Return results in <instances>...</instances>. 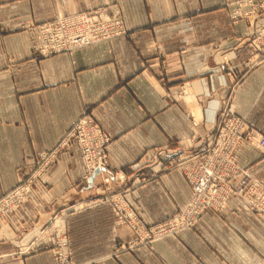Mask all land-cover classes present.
<instances>
[{"label": "crops", "instance_id": "crops-1", "mask_svg": "<svg viewBox=\"0 0 264 264\" xmlns=\"http://www.w3.org/2000/svg\"><path fill=\"white\" fill-rule=\"evenodd\" d=\"M225 1L0 0V197L32 157L52 148L88 109L114 135L112 165L148 177L128 191L146 222H162L183 208L191 186L178 169L167 168L161 149L179 159L205 148L224 100L264 134V60L247 69L252 52L243 43L249 32L263 30L264 20L253 28L233 23ZM99 8L121 11L127 34L47 58L33 55L28 23ZM237 163L246 169L232 179L238 191L264 179V151L256 145L238 149ZM82 174L73 146L40 176L55 201L53 212L70 224L75 264H264V220L237 212L235 200L222 214L204 213L192 229L119 250L130 231L115 227L108 204L86 205L96 191L75 186ZM23 210L32 218L29 203ZM16 233L12 226L0 229V248L18 245ZM37 235L43 236L34 227L27 242ZM0 262L56 264L48 250L5 255Z\"/></svg>", "mask_w": 264, "mask_h": 264}, {"label": "rangeland", "instance_id": "rangeland-1", "mask_svg": "<svg viewBox=\"0 0 264 264\" xmlns=\"http://www.w3.org/2000/svg\"><path fill=\"white\" fill-rule=\"evenodd\" d=\"M234 0H226L225 6L228 10V13L231 17V20L233 23L238 22H245L247 23L251 28H253L259 20H264V17L261 19L253 20L252 21V15L255 14L253 12L252 6L248 3L246 5L240 6V4L235 7V3H233ZM261 6V5H260ZM258 8L257 11H261V8ZM242 7V8H241ZM252 8V9H251ZM256 11V12H257ZM241 14L244 19H234L232 18V13ZM93 13V15H98L99 17H96V20L92 21V23H85L84 21L80 22H73L69 20L68 18L75 14H90ZM104 14H107V16L110 17V19L107 20L108 22V29L110 31L117 30L119 18L123 21V26L125 32L121 35H111L106 32H102L103 24L105 23V18L103 17ZM66 19H65V18ZM59 18H62L61 20H58ZM68 19V20H67ZM57 21V22H56ZM55 23V28H52L53 32H40L38 28L44 24L49 23ZM26 30H28L31 34V45H32V53L35 57L39 58H47L56 54H61L65 52H73L74 50L101 43V42H107L111 41L114 38L118 36H122L127 34V27L125 24L124 17L118 9H115L112 12H107L106 9H92L82 12H76L66 15H56L53 18L40 22L35 23L31 22L28 23L25 27ZM88 32L94 36H99V39L97 42L90 41L86 45L81 46H75L70 51H63V52H48L44 51L43 47H58L68 44L72 39H74L76 36H79L80 33L82 35H87ZM46 33V34H45ZM45 34V35H44ZM64 36H61V35ZM61 39L62 43H59L56 39ZM243 43H247L251 49L252 56L251 58L245 63V67L247 69L254 68L258 65L262 60H264V27L263 30L260 33H256L255 31L249 32L247 36L243 38ZM42 47L43 49H40ZM236 72V70L234 71ZM184 102L183 100H181ZM229 109L231 112L237 114L233 110H231L229 106V101L224 100L223 106L220 109L218 113V117L220 112L223 109ZM188 110V111H187ZM186 114L188 116L194 115V110L192 108H187L185 110ZM239 115V114H238ZM190 116V117H191ZM87 117V120H91L93 122L92 127H97V129H100L102 131V135L99 139H95L93 141V136L89 134V136H85L88 133H90V128L85 127L83 130V134L81 131H77L78 137H75L73 134L77 123L81 120ZM218 117H217V125H218ZM244 121L247 123L248 126L249 123L246 121L244 117H242ZM192 122L196 125L198 121H196V118L192 117ZM251 128L255 129L254 127L250 126ZM256 130V129H255ZM217 134V126L214 131V134L212 135L211 140L209 141L208 145L205 148H196L191 149L190 153L187 156H184L179 159H175L177 157L173 158V155L170 151L161 149L159 151V154H163L168 157L167 161L168 164H166L167 168L170 170H177L178 165L180 162H185L188 159H190L191 155L196 156V154L202 153V151L206 150L210 145L213 143L215 137ZM91 139V142H87L86 139ZM83 140L86 143L87 151L83 148ZM114 140V135L109 130L105 129L95 118V116L90 112V110H84L81 115L76 119V121L73 123L71 129L66 133V135L59 140L52 148L41 151L37 153L34 157L31 159L30 165H27L23 167V173L21 177L19 178L18 182L15 184V186L10 189L9 191L5 192L0 197V229L6 227V226H12L14 229H16V246L13 248L7 249V251H4V248H0V259L3 258L5 255H22V254H28V253H35L40 252L44 250H48L51 252L52 255H54L56 264H63L62 262H59V255H63V257H66V259L69 261L67 264H75L74 261V255L75 248L73 246V236H71V229L70 224L68 221L63 223L62 215H59V212H53L55 211V201H52L47 196L48 190L45 189L44 182L40 179L41 174L53 163L55 162L63 153H66L71 147L76 146L80 151L81 161H82V169L83 174L79 178V181H77L75 186L82 185V188H86L88 190L95 189L96 191V197H94L89 202L87 201L86 205L93 204V203H104L108 204L113 212V215L115 217V227H126L130 231V235L126 238H120V243L118 242V249L122 251H131L133 249H136L140 246H149L153 242L162 239L164 237L168 236H174L178 235L179 233L192 229L196 226L198 221L201 217L196 219L195 222L192 220V224L188 226V228H178L175 230L174 233L172 232H164L161 235H157L153 239L148 238V228L151 226H157L160 224H163L164 222L171 219L175 214L182 213V210H185L187 206H189V203L191 202V198L187 202V204L181 208L176 210L174 213H172L167 219H165L162 222L155 223V224H149L146 222L144 218L143 211L137 207L133 206L132 199L128 197V191L131 189L132 182L138 181L142 183L148 182L147 176H140L138 173L136 174V170L130 171L131 173L127 175V173L119 170L111 163V155L109 153V147L111 143ZM253 141L247 139L245 140L238 148H236L234 156L236 159V165H237V171H231L228 170L227 167L224 166L223 163H219L216 167L214 172H217L221 178L219 180V183L225 184L226 187H224V190L227 192L224 197V202L221 206H217V208H207V210L204 212H208L209 210L222 214L225 210L228 209V206L231 202V200H235L238 202L239 205H236V211L237 212H248L259 219L264 220V195H257L250 193V188L253 187L255 181L262 182L264 184V179L254 178L252 179L250 185L247 189L244 191H238L235 189V187L232 184V179L246 171L241 165L237 163V151L240 149L243 145L252 143ZM90 151V152H89ZM88 152V154H87ZM104 159L107 160V163L104 164ZM190 162V161H189ZM180 173L184 176V178L187 180L189 185L191 186V191L193 192V185L191 181L186 177V175L181 171V169H178ZM150 175V173H148ZM73 184V185H74ZM229 188V189H228ZM228 189V190H227ZM22 190L23 197H17L16 193L18 191ZM14 194V195H13ZM10 203L13 204V206H10ZM29 203L32 207V218L24 217V207L25 205ZM117 205H120L123 212H116L114 209ZM130 209L133 211L134 214L131 213ZM203 213V214H204ZM202 214V215H203ZM201 215V216H202ZM134 216H138V218L142 219V221L146 225L145 228H138L137 225L135 227L130 223L134 220ZM61 220V222L59 221ZM122 221V223H121ZM34 227H38L39 235H43L46 237V240L38 235L30 242H27V233L30 230H33ZM66 237V238H65ZM24 241V242H23ZM64 244V246H62ZM64 248V250H62ZM117 249V250H118ZM6 252V253H4ZM1 263V262H0Z\"/></svg>", "mask_w": 264, "mask_h": 264}, {"label": "built area", "instance_id": "built-area-1", "mask_svg": "<svg viewBox=\"0 0 264 264\" xmlns=\"http://www.w3.org/2000/svg\"><path fill=\"white\" fill-rule=\"evenodd\" d=\"M233 3H235L233 10H235V7H237L239 4L240 6H242L249 3L254 10L253 12H255V14L251 16L252 21L264 17V0H234ZM259 6L261 8L260 12L257 11ZM96 17L99 16L93 15V13L75 14L73 16L71 15L68 19L73 22L84 21L85 23H92V21L96 20ZM103 17L105 18V23L103 24L102 32H106L111 35H121L125 32L123 21L120 18L117 30L110 31L108 29L107 22L110 17L107 16V14H104ZM232 18L244 19L243 16L241 14H237V12L232 13ZM61 19L62 18H59L57 19V21ZM56 22L44 24L40 26L38 30L40 32L46 33L48 31L53 32V30L51 29L58 26L55 25ZM61 36L64 35L62 34ZM98 39L99 36H94L89 32L86 36L80 33V35L76 36L74 39L71 38L68 44H66L65 41V45H62L61 47H54L51 45V47L46 46L43 47L44 49L40 47V49H43L44 51L48 52L59 53L67 50L70 51L75 46L78 47L81 45H86L90 41L97 42ZM56 40H58L59 43H62V40L60 38ZM86 118L87 117L81 119L77 123L72 135L78 137L77 131H81L83 133L84 128L87 126L90 128V133H88L87 135H85L84 133L83 134L86 137L91 134L93 136V141L96 138L99 139L102 135V131H100V129H97V127L93 128V122L91 120H87ZM78 138L81 139V137ZM247 139L253 141L252 143L254 145L264 151V134L248 126L242 116L231 112L229 109H223L218 117L216 137L210 147L202 151V153L196 154V156L191 155L190 159L185 162H180L178 165V169H181V171L186 175V177L191 181L193 185V192L191 198L192 200L189 203V206H187L185 210H182V213L175 214L171 219L164 222L163 224L151 226L150 228H148V238L150 240L155 238L157 235H161L162 233L167 231L174 233L175 230L178 228H188V226L192 224V220L193 222H195L196 219L201 217V215L207 210V208H217V206H221L223 204L225 194L227 193L224 190V187H226V185L219 183L221 176L217 172H214L215 167L219 163H223L224 166L228 168V170L237 171L238 167L236 165L234 153L236 148H238ZM86 141L90 143L91 139L88 138L86 139ZM83 142V148L87 151L86 143L84 140ZM106 163L107 160L104 159L103 165H105ZM250 190V193L252 194L264 195V184L262 182L255 181L253 187H251ZM16 196L22 198V190L18 191L16 193ZM10 206L12 207L13 204L10 203ZM120 207V205H117L114 210L117 213L123 212ZM130 211L132 214H134L131 209ZM134 217V220L132 222L130 221V223L134 227L135 225H137L138 228L146 229V225L142 221V219L138 218V216ZM62 246H64V244ZM62 250H64V248ZM59 262L67 264L69 261L66 259V257H63V255H59Z\"/></svg>", "mask_w": 264, "mask_h": 264}]
</instances>
